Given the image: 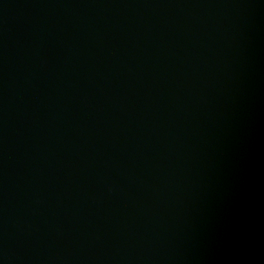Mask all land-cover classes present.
Returning <instances> with one entry per match:
<instances>
[{
	"label": "water",
	"instance_id": "obj_1",
	"mask_svg": "<svg viewBox=\"0 0 264 264\" xmlns=\"http://www.w3.org/2000/svg\"><path fill=\"white\" fill-rule=\"evenodd\" d=\"M0 264H264V0H0Z\"/></svg>",
	"mask_w": 264,
	"mask_h": 264
}]
</instances>
